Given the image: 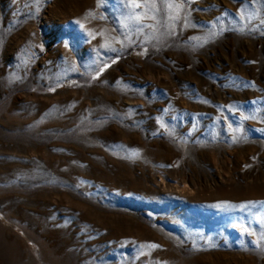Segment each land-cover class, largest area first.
<instances>
[{
    "label": "rangeland",
    "instance_id": "1",
    "mask_svg": "<svg viewBox=\"0 0 264 264\" xmlns=\"http://www.w3.org/2000/svg\"><path fill=\"white\" fill-rule=\"evenodd\" d=\"M0 264H264V0H0Z\"/></svg>",
    "mask_w": 264,
    "mask_h": 264
},
{
    "label": "snow or ice",
    "instance_id": "2",
    "mask_svg": "<svg viewBox=\"0 0 264 264\" xmlns=\"http://www.w3.org/2000/svg\"><path fill=\"white\" fill-rule=\"evenodd\" d=\"M136 6H139V5H136ZM170 8L172 7V4H169L168 5ZM177 8L179 7V5L176 6ZM139 19V18H138ZM152 247H155V245H152Z\"/></svg>",
    "mask_w": 264,
    "mask_h": 264
}]
</instances>
